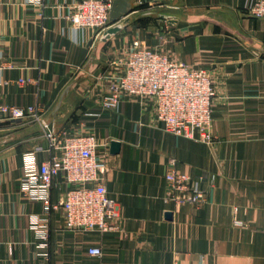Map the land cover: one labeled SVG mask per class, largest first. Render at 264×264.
Listing matches in <instances>:
<instances>
[{
    "label": "crops",
    "instance_id": "1",
    "mask_svg": "<svg viewBox=\"0 0 264 264\" xmlns=\"http://www.w3.org/2000/svg\"><path fill=\"white\" fill-rule=\"evenodd\" d=\"M77 1L0 0V264H264V17L250 13L254 0H136L132 15L156 10L179 20L130 24L91 70L102 31L73 28L67 16ZM134 39L210 71L217 91L212 144L167 133L150 101L103 108L107 73ZM3 105H38L61 135L79 131L108 142L99 154L118 229L71 231L62 212H53L49 245L38 248L30 224L43 205L19 181L23 153L37 148L38 160L47 159L48 141L37 123L5 119ZM172 166L214 179L203 183L204 202L169 200ZM65 187L58 180L52 197ZM94 246L102 255L90 254Z\"/></svg>",
    "mask_w": 264,
    "mask_h": 264
},
{
    "label": "built area",
    "instance_id": "2",
    "mask_svg": "<svg viewBox=\"0 0 264 264\" xmlns=\"http://www.w3.org/2000/svg\"><path fill=\"white\" fill-rule=\"evenodd\" d=\"M39 4L42 0H28ZM113 0H79L67 16L74 29L96 33L107 27ZM249 11L264 17V0H254ZM107 73V90L102 98L104 109H118L125 99L137 98L152 102L155 116L167 133L214 142L212 133L216 87L208 69L195 68L184 61L171 59L141 39H134L122 59ZM23 80H21L22 82ZM1 112L10 121L37 123L48 141L50 156L38 160L37 148L23 153V174L19 189L32 201L43 205L42 215H32L30 227L41 250L49 245V217L61 211L65 227L75 232L118 229L117 204L108 197L105 155L99 150L107 147L94 134L74 132L61 135L52 123L45 122L38 105H3ZM66 185L58 199L52 197L55 183ZM169 200L177 205L200 204L206 200V175L191 176L174 166L166 174ZM90 254L102 255L101 247L89 249ZM44 255H47L44 253Z\"/></svg>",
    "mask_w": 264,
    "mask_h": 264
},
{
    "label": "water",
    "instance_id": "3",
    "mask_svg": "<svg viewBox=\"0 0 264 264\" xmlns=\"http://www.w3.org/2000/svg\"><path fill=\"white\" fill-rule=\"evenodd\" d=\"M137 5L136 0H113L112 6L109 12V18L107 22V27L101 32L99 37L97 38V42L93 51L92 56L89 60L88 69H93L91 66L95 65V63L99 64L101 50L103 47L118 33H120L124 28L134 23L135 20L141 17H151L156 19L157 22L162 23L164 19L168 20L169 24H174L178 22V18L175 15L167 14L163 11H149L136 15H132L134 11H136ZM256 17L255 15H252ZM92 42H90V45ZM97 61V62H96ZM85 75V72L80 73L72 83L65 89L63 92L57 106L53 111V116L58 112L59 108L64 104L65 98L69 95L71 90L75 87L78 81ZM45 122L51 124V116L50 118H45ZM113 153H117L119 150L120 143L117 141H113Z\"/></svg>",
    "mask_w": 264,
    "mask_h": 264
},
{
    "label": "trees",
    "instance_id": "4",
    "mask_svg": "<svg viewBox=\"0 0 264 264\" xmlns=\"http://www.w3.org/2000/svg\"><path fill=\"white\" fill-rule=\"evenodd\" d=\"M150 21H152V23L157 24V20L156 19H153L151 17H141V18H138L137 20H135L134 23H145V24H148V22H150Z\"/></svg>",
    "mask_w": 264,
    "mask_h": 264
},
{
    "label": "rangeland",
    "instance_id": "5",
    "mask_svg": "<svg viewBox=\"0 0 264 264\" xmlns=\"http://www.w3.org/2000/svg\"><path fill=\"white\" fill-rule=\"evenodd\" d=\"M40 129H41V130H40V131H41V133L43 134V132H42V128H40Z\"/></svg>",
    "mask_w": 264,
    "mask_h": 264
}]
</instances>
